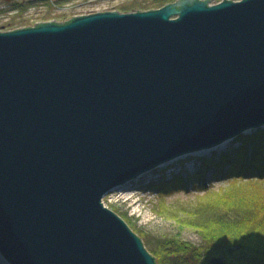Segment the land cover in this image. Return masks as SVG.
<instances>
[{
	"label": "water",
	"instance_id": "1",
	"mask_svg": "<svg viewBox=\"0 0 264 264\" xmlns=\"http://www.w3.org/2000/svg\"><path fill=\"white\" fill-rule=\"evenodd\" d=\"M262 128L264 0L0 31L2 261L157 264L104 198Z\"/></svg>",
	"mask_w": 264,
	"mask_h": 264
},
{
	"label": "rangeland",
	"instance_id": "2",
	"mask_svg": "<svg viewBox=\"0 0 264 264\" xmlns=\"http://www.w3.org/2000/svg\"><path fill=\"white\" fill-rule=\"evenodd\" d=\"M23 5V14L16 15L13 12L16 8H9L11 14L0 17V31L18 30L26 27H35L39 22L46 21H67L72 17L85 16L98 12L118 11L120 13H133L139 11L157 10L159 0H16ZM224 0H212L217 4ZM241 1V0H232ZM4 0H0V11L7 9ZM137 10V11H133ZM264 129V128H262ZM256 130L249 131L250 135ZM237 140L230 142L222 151H203L180 160L167 164L143 177L131 187L114 191L111 197L109 209L123 217L130 224L133 230L141 234L145 232L148 247L156 248L159 241L166 238L178 236L184 241L195 245L202 243V234L198 225L216 212L228 213L235 203L254 201L264 202V186L249 184L248 181L233 184H220L203 190H192L189 194L174 192L159 197L158 194L147 188L149 185L159 183L157 179L163 174L170 179L174 172H181L185 177L186 173L192 172L196 160L211 158L214 154H222L232 148L238 147ZM238 177V176H237ZM208 186V185H207ZM232 187H244L247 194L242 199H229L228 193ZM249 192V193H248ZM113 200V201H112ZM235 202V203H234ZM229 204V206L227 205ZM218 210H216V209ZM1 258V257H0ZM224 259V257H221ZM211 263V262H210ZM0 264H6L0 261Z\"/></svg>",
	"mask_w": 264,
	"mask_h": 264
},
{
	"label": "trees",
	"instance_id": "3",
	"mask_svg": "<svg viewBox=\"0 0 264 264\" xmlns=\"http://www.w3.org/2000/svg\"><path fill=\"white\" fill-rule=\"evenodd\" d=\"M177 1L159 0L157 9ZM236 140L238 147L196 160L192 172L186 173L185 177L181 172H174L170 179L163 174L157 179L161 182L147 188L163 197L174 192L206 191V188L216 186V182L248 181L264 186V129L250 135L243 134ZM246 190L248 188L232 187L228 197L243 200ZM219 212L198 225L203 235L199 246L175 236L159 241L156 248L150 249L145 232L140 234L131 229L144 241L157 264H210L215 257H224L230 264H264V202L250 204L242 201L235 203L228 213Z\"/></svg>",
	"mask_w": 264,
	"mask_h": 264
},
{
	"label": "flooded vegetation",
	"instance_id": "4",
	"mask_svg": "<svg viewBox=\"0 0 264 264\" xmlns=\"http://www.w3.org/2000/svg\"><path fill=\"white\" fill-rule=\"evenodd\" d=\"M5 1V3L7 4V9H5V10H2V11H0V17L1 16H4V15H7V14H11L12 13V11H8V9L10 8H16L13 12H15L16 13V15H22L23 13H22V10H24L23 9V5L22 4H19L16 0H4Z\"/></svg>",
	"mask_w": 264,
	"mask_h": 264
},
{
	"label": "built area",
	"instance_id": "5",
	"mask_svg": "<svg viewBox=\"0 0 264 264\" xmlns=\"http://www.w3.org/2000/svg\"><path fill=\"white\" fill-rule=\"evenodd\" d=\"M214 5V4H213ZM108 12V11H107ZM98 13H101V12H98ZM95 14V13H94ZM90 15V14H89ZM114 195V193H110L108 194L104 200H103V204L105 207L109 208V205H110V202H111V197ZM113 201V200H112Z\"/></svg>",
	"mask_w": 264,
	"mask_h": 264
},
{
	"label": "bare ground",
	"instance_id": "6",
	"mask_svg": "<svg viewBox=\"0 0 264 264\" xmlns=\"http://www.w3.org/2000/svg\"><path fill=\"white\" fill-rule=\"evenodd\" d=\"M2 259L0 258V261H1Z\"/></svg>",
	"mask_w": 264,
	"mask_h": 264
}]
</instances>
